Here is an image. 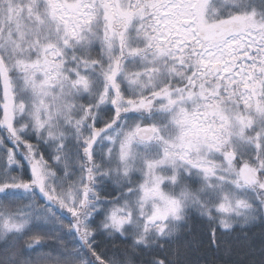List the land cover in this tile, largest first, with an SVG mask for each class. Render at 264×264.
<instances>
[{"label": "snow or ice", "instance_id": "obj_1", "mask_svg": "<svg viewBox=\"0 0 264 264\" xmlns=\"http://www.w3.org/2000/svg\"><path fill=\"white\" fill-rule=\"evenodd\" d=\"M257 222L264 0H0V264H264Z\"/></svg>", "mask_w": 264, "mask_h": 264}, {"label": "trees", "instance_id": "obj_2", "mask_svg": "<svg viewBox=\"0 0 264 264\" xmlns=\"http://www.w3.org/2000/svg\"><path fill=\"white\" fill-rule=\"evenodd\" d=\"M193 229L195 235L203 236L208 229V223L206 220H196L193 222ZM262 229H264V225H261L259 222H257L255 225H249L246 231H248L250 234H259ZM237 230L239 231V229ZM195 255L199 257H206V260L202 259L200 264H210V262L213 260H216L217 264H219L220 254L209 250L207 247L199 248Z\"/></svg>", "mask_w": 264, "mask_h": 264}]
</instances>
